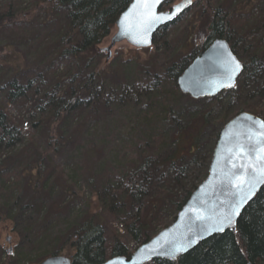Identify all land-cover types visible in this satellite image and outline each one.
I'll list each match as a JSON object with an SVG mask.
<instances>
[{
	"label": "trees",
	"instance_id": "16d2710c",
	"mask_svg": "<svg viewBox=\"0 0 264 264\" xmlns=\"http://www.w3.org/2000/svg\"><path fill=\"white\" fill-rule=\"evenodd\" d=\"M130 1H0V229L8 227L22 246L2 264H29L31 256L37 264L51 256L68 258L71 264L128 257L172 224L206 178L211 154L203 153L201 139L208 125L219 121L217 141L238 113L264 121V106H234L249 98L244 89L250 85L260 87L264 96V0H197L154 34L151 48H124V55L119 52L104 64L106 55L98 49L109 42ZM171 5L172 0H165L160 10ZM215 40L226 41L242 62V80L217 97L192 99L204 106L185 122L172 102L174 95L181 96L176 81ZM17 46L32 58L33 67L18 66ZM28 102L39 118L29 121L30 131L21 141L19 134L13 139L11 111ZM112 108H132L133 122L126 136L109 134L98 160L93 147L82 155L86 162L81 169L90 168L89 160L91 169L98 161L103 167L85 180L93 198L86 201L90 210L74 211L70 203L64 214L54 212L47 196L57 186L65 196L73 193L71 186H60L65 172L54 159L83 134L93 144L102 112L109 115ZM73 115L82 121L76 133L64 138L62 126ZM116 143L125 149L113 156ZM57 214L66 216L67 228L55 239L60 244L51 247L45 241ZM148 264H264V186L241 213L234 232L212 236L174 262Z\"/></svg>",
	"mask_w": 264,
	"mask_h": 264
},
{
	"label": "water",
	"instance_id": "95a60500",
	"mask_svg": "<svg viewBox=\"0 0 264 264\" xmlns=\"http://www.w3.org/2000/svg\"><path fill=\"white\" fill-rule=\"evenodd\" d=\"M164 1L161 0L153 8L156 14H163L161 20L151 24L147 22L145 9L138 4V0L130 1L116 20L109 42L98 49L106 55L104 64L111 60L112 51L120 45L131 50L151 48L154 34L173 23L197 0H191L187 6H184L185 0H177L168 10L161 11ZM177 6H181V11L171 19L166 18ZM143 39L147 43L139 42ZM235 63L240 67L233 72ZM242 73V62L232 53L228 43L215 40L182 72L176 81V87L182 95L194 100L214 98L233 90ZM261 125H264V121L249 113H239L231 118L219 132L206 178L189 196L172 224L138 246L128 257H113L102 264H148L157 260L174 262L212 236L226 231L234 232L241 213L264 186V182L256 184L246 202L239 207L238 214L232 217L230 226L217 230L216 224L220 217L232 211L231 206L244 194L235 186L233 174L235 177L254 175L253 168L248 165L252 164L256 168L260 166L257 157L264 154V128ZM238 145L244 147L240 154L236 153ZM10 253L8 250V254ZM40 264H71V261L65 257L51 256Z\"/></svg>",
	"mask_w": 264,
	"mask_h": 264
},
{
	"label": "rangeland",
	"instance_id": "374dc122",
	"mask_svg": "<svg viewBox=\"0 0 264 264\" xmlns=\"http://www.w3.org/2000/svg\"><path fill=\"white\" fill-rule=\"evenodd\" d=\"M176 1L177 0H172V5L175 4ZM191 15H194V17L197 16L198 15L197 10H195L194 13ZM192 18L193 17H190V19ZM2 43L3 42H1V44ZM124 48L129 49L125 45H120L116 47L112 51L111 59L114 57V55L116 56V54L119 52H121L124 55L125 54V51L123 52ZM15 53L19 55V62H17L18 66L22 68H25V67L30 68L34 66L33 65L34 62L32 58H30L27 54H25L23 50H21L18 46L15 49ZM240 77L237 83H239L242 80V78ZM244 90H247V94H249V98L246 99V101L248 100L249 101L247 104H245L246 101L244 100L238 101L237 104L234 103L235 110H239V108L245 105H250L254 107L264 106V96L262 94V91H259L260 87L254 88L252 85H250L248 88ZM167 92H172V90L170 88H167ZM179 94L181 96L174 95V98L172 99L173 100L172 102L175 106V110L181 113L182 118L184 117L183 119L185 120V122H190L193 114L194 113L199 114L201 108L204 105L203 103L194 104L193 102H191L192 99L190 97L186 95H182L180 92ZM260 94H262L261 97L259 96ZM3 100H4V95L0 93V102H3ZM102 113H103L102 115L103 120L101 121L100 125L96 129L97 136H96V141H94L93 144L89 142L90 140L89 136H84L83 134L82 139H79L76 144L68 142L63 148V150L61 151V153L54 159L55 165L57 164L59 166H62L65 172L62 181H58L60 183V186H62L63 184L64 185L67 184V186L72 187V188L71 187L69 188H71L73 191V193L70 194V196L68 193H66V196H65L61 188L57 186V188H55L50 193V195L47 196V198L50 201L49 204L53 206L54 212H61L62 214H64V212L66 211L64 207H66L70 203L72 204L74 203V211L87 212L90 210V206L86 204V201H92L91 199L93 198L90 197L89 190L85 186V180L87 179V176L89 175H92V174L99 175L100 173H102L103 167H101L102 164L100 163V161H98L96 165L91 169V160H89L90 168L89 169L85 168V170L81 169V166L85 167V162H86L85 157H82V155H84L85 153H90L89 148L93 147L92 149H94L95 152H99V154L96 156V159L98 160L102 149H104L105 146L108 145L107 142H105L104 140L110 137L109 134L116 133L118 131L119 134L123 133L126 136L129 133V129H131L129 124L133 122L134 110L132 108H126L124 110H118V109L112 108V111L110 112L109 115L106 112H102ZM242 113H245V112H242ZM11 117L13 119L12 122L16 125L15 126L16 129L12 132L11 137L15 139L16 138L15 135L19 134L18 139L21 141V139H23L26 136L27 132L30 131L29 121L37 120L39 118V113L37 109H34L32 107V102H28L22 108L13 109L11 111ZM80 121H82V118L80 116L78 115L71 116L69 120L62 126L61 132L63 134V137L68 138L73 133H76L75 126L78 125ZM218 122L219 121L211 122V124L208 125L205 131V134L203 135L201 139V149L204 154H211L212 156V151L216 143L215 135L217 134V131H218ZM9 125L10 126L8 127L12 128L13 124L10 123ZM91 132L93 133V131ZM76 137L77 135L73 136V139ZM9 139H10V136H6L5 143ZM70 143L72 145H70ZM76 145H83V148L80 149L81 152L76 151L75 149ZM15 148L17 149L20 148L17 143H16ZM112 149L114 152L113 156H115V154L118 156V154L121 153L125 149V147L120 145V143H116L115 147H113ZM104 156H106V153L104 154ZM86 159L88 160V158ZM81 163L82 165H80ZM76 193H78L79 196H82L85 203L84 202L79 203V201L76 200L75 198ZM51 218L55 220L54 222L55 229L52 231V233L50 234L47 233L48 237H46L45 242H48V243L52 242L51 243V247H52L53 245L58 246L60 244V243L58 244L57 240L55 241V239L58 238L59 232L63 233L66 231L67 226L64 221L67 219H66V216L58 215V214ZM6 238L12 239V244L11 243L7 244L5 241ZM131 247L132 245L130 246V248ZM21 249H22V246L18 247L14 239V236L10 232L8 227H3L2 229H0V250L4 251V252H0V263L1 264L4 261H6L7 256H12V255L14 256L16 252L17 251L19 252ZM8 250L11 251L10 254H8ZM26 260L30 261L29 264H37V258H35L34 256H31L30 259L29 257H27Z\"/></svg>",
	"mask_w": 264,
	"mask_h": 264
},
{
	"label": "snow or ice",
	"instance_id": "6c2138e0",
	"mask_svg": "<svg viewBox=\"0 0 264 264\" xmlns=\"http://www.w3.org/2000/svg\"><path fill=\"white\" fill-rule=\"evenodd\" d=\"M161 3V0H138V4L142 5L145 9L144 15L147 17V22L151 24L152 22H158L161 20V16L163 14H156L153 11V8L155 5H159ZM191 0H185L184 6H187V4H190ZM181 11V6H177L171 13V15L167 16L166 18L171 19L172 16H175L176 13ZM123 23V22H122ZM141 43H147L146 39H143L139 41ZM240 65L238 63H235V66L233 68V72L237 69H239ZM262 128H264V125H261ZM244 147L243 145H238L236 148V153L240 154L243 152ZM262 153H264V150H262ZM257 162L260 163L259 168H256L254 165L250 164L248 167L253 168L254 175H248L246 177H235V186L238 188V190L242 193L239 197V200L235 202L231 207L232 211L222 217H220L219 222L216 224L217 230H223L225 226H230L232 224V217L236 214H238L239 207L246 202V198L250 196L253 189L255 188L257 183L264 182V154L258 155ZM245 189L247 191L245 192ZM182 249H177V251H181Z\"/></svg>",
	"mask_w": 264,
	"mask_h": 264
},
{
	"label": "flooded vegetation",
	"instance_id": "af4514ba",
	"mask_svg": "<svg viewBox=\"0 0 264 264\" xmlns=\"http://www.w3.org/2000/svg\"><path fill=\"white\" fill-rule=\"evenodd\" d=\"M5 241H6L7 244H10V243L12 244V239H10V238H6Z\"/></svg>",
	"mask_w": 264,
	"mask_h": 264
}]
</instances>
